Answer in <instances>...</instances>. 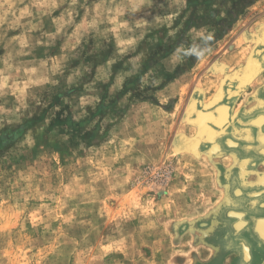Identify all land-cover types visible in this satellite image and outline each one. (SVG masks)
<instances>
[{"label":"rangeland","instance_id":"1","mask_svg":"<svg viewBox=\"0 0 264 264\" xmlns=\"http://www.w3.org/2000/svg\"><path fill=\"white\" fill-rule=\"evenodd\" d=\"M236 3L0 0V264L261 263L245 259V233L262 252L264 241L248 227L239 238L228 216L246 210L247 185L221 196L204 159L246 154L237 137L264 114L236 120L230 102L264 76V0L222 25ZM220 86L237 92L222 99L229 128L212 138L196 104L213 109ZM201 139L213 142L203 156Z\"/></svg>","mask_w":264,"mask_h":264},{"label":"crops","instance_id":"2","mask_svg":"<svg viewBox=\"0 0 264 264\" xmlns=\"http://www.w3.org/2000/svg\"><path fill=\"white\" fill-rule=\"evenodd\" d=\"M243 64L244 63H241L242 69H243ZM217 67L215 68L216 70H217ZM239 70H241V69H239ZM222 72H224V70ZM219 83H220V78L217 80L216 85H214V87H215L214 90L210 91V93H208V92L205 91L206 92L205 93L206 94V97L204 98L205 103H208V100L210 99V97H212L215 94V91L219 87ZM263 86H264V76H261L259 79H256L251 84H249V87L250 88H249L248 91L245 90L244 93L240 97L238 96L234 101H232V104L234 105V108L238 109L237 112H236L237 114H234L235 111H236V109L232 111V114L236 115L235 116L236 120L238 119V117L241 120L242 119H247V117L245 116V114H249V113L255 111V109H258V108L261 107V104L264 103V95L262 94V87ZM197 97H198V101L201 100V96L200 97L197 96ZM215 99L216 98H214L213 100H215ZM213 100H210L209 102H211ZM199 107H200V104L198 102L196 104V108H199ZM241 112H242L243 115L241 114ZM242 136H243V131L240 133V136L239 137H242ZM245 145H247V144H245ZM245 145L243 147L244 148V151L246 152L245 155H247V154L249 155L248 150L245 149ZM201 148L204 150L203 147H201ZM227 150L230 151V153H231L232 156H233V154H237L236 151H232V149L220 150V153L219 154H212V155L209 154L212 158H210L208 155H206V152L208 153V151H206V150H204L203 153L201 154L202 156L203 155H206L207 156V157L204 158L205 161H206V164L208 166H212V168H214V170H215L214 171L215 172L214 173V180H215V182L216 183L218 182L217 181V178H218V180H220L221 184H224L223 185V194L221 196L224 195L225 188H226V187H224L225 184H226V186L229 185L228 188L230 189V182H232L233 177H234V171H233L234 165H233V162H232L233 160H232L231 157H228V155H227L228 153H226ZM249 150H252L255 153H258V152L259 153H264V147L260 143L253 144L252 146H250V149ZM239 152L240 151H238V153ZM258 159L260 160L261 158H258ZM253 161L257 162V159H254ZM246 167H247V165H246ZM260 171L264 172V167L262 169H260ZM254 172L257 173V174H259V171L257 172V170L254 171ZM236 177L238 178L239 175L238 174H235V178ZM240 183H243V181L242 182H239L237 179H236V181H234V184H240ZM256 192H258V191H256ZM256 192H254V193H256ZM251 194L252 193L250 192L249 195H251ZM254 197H256L254 199L255 201H251V199H252V197H251V199L248 200V201H251V202L244 203V204H240V206L242 208H244V209L247 210L246 211V210H243L242 209L243 211H245V213H246L247 216L250 214V215H252V217H255V216H258V215H262V213H263L262 211H260V209L262 207H264V194L261 192L259 195H256ZM221 202H222V200H221ZM249 203H252L251 206H249ZM247 213H249V214H247ZM256 229H259V228H256ZM249 230H252V229H250L248 227L247 228V231L249 232ZM220 236L223 238V236H224V230L221 231ZM243 237L245 239V236H243ZM239 238H242V234L239 235ZM247 238L250 241V245L252 244L250 246V248H249V251H250L249 253H250V255L252 257L254 256V260L252 262V263H254L258 259L259 254L262 253V250H260L261 248H258V246H257V238L253 237L252 234H249V233H247L246 239ZM236 242L237 241H235L234 244ZM229 249H230V246H229ZM254 252H255V255H254Z\"/></svg>","mask_w":264,"mask_h":264},{"label":"flooded vegetation","instance_id":"3","mask_svg":"<svg viewBox=\"0 0 264 264\" xmlns=\"http://www.w3.org/2000/svg\"><path fill=\"white\" fill-rule=\"evenodd\" d=\"M262 74H264V71L262 72ZM250 87H248L246 89V91L249 90ZM262 94L264 95V86L262 87ZM252 99V98H251ZM235 100V99H234ZM230 102L232 103V100H230ZM256 112H260V111H264V103L261 104V107L258 108V109H255ZM255 111L249 113V114H245L246 117H252L255 115ZM240 113V112H239ZM242 114V112H241ZM243 115V114H242ZM264 134V127L260 128V129H256L254 126L250 125V126H247L245 128V130L243 131V136L242 137H237L239 139H241L242 142H245V144H250V146H252L253 144H256V143H259L260 142V137L261 135ZM209 140H206L205 139V142L202 144V147L204 148V150L208 151L210 153V150H209V147L212 146V143L211 142H208ZM228 153V157H231L232 158V162H233V165H234V168H233V171H234V177H233V180L232 182H230V189L228 190V194H230V192H232L234 190V181H236V179L239 181V182H244L247 186L243 187L242 186V189L244 190V195L242 198H245V199H242V204L244 203H248V202H251V201H255L254 199L256 197L255 193L256 191H262V193L264 194V172L260 171V169H262L264 167V153H255L253 152L252 150H249L248 149V153L249 155H245V154H239L237 151H236V156H232L230 151L226 152ZM261 158L260 160H257V162L253 165L252 162L254 159H257V158ZM243 162H245V165H247V169L245 170H242V164ZM236 166V167H235ZM257 170V172L259 171V174L255 173L253 170ZM235 174H238L239 177L235 178ZM226 186V184H225ZM226 192V191H225ZM252 193L250 197H252L251 201H248L246 199V196H248L247 194L249 193ZM232 194H234V192H232ZM234 196V195H233ZM227 200V193H226V197H225V200L223 201V204H225L224 202ZM221 206V209L224 210L227 208V205H223ZM232 204V203H231ZM252 203H249V206H251ZM232 207V206H231ZM260 211H262V215H264V207H262L260 209ZM254 219H252V217L249 219V223H248V227H250V229H254ZM211 224V222L209 223V225ZM225 228V225L222 223V222H219L218 223V226L216 227V230L214 232V234L216 233V236H220V232L221 230L223 231ZM226 229V228H225ZM245 236H247V232L245 233ZM220 239H221V246H222V249L224 251V248H223V243L226 242V240L224 238H222L220 236ZM241 244V242H240ZM239 242L237 241L236 244H233L230 246L231 249V252L234 251V252H237L240 257L242 255V244L240 245ZM233 248V249H232ZM235 248V249H234ZM259 248V247H258ZM261 250V249H260ZM261 254H263V257H264V252H262ZM242 258V257H241ZM254 260V258H253ZM260 264H264V258L263 260L261 261Z\"/></svg>","mask_w":264,"mask_h":264},{"label":"bare ground","instance_id":"4","mask_svg":"<svg viewBox=\"0 0 264 264\" xmlns=\"http://www.w3.org/2000/svg\"><path fill=\"white\" fill-rule=\"evenodd\" d=\"M262 40L264 39V36H262L261 38ZM250 57V56H249ZM254 55V57L252 56L251 60H256V58H259L257 59V62H260L262 61V59L264 58V55H260L258 57H256ZM249 59V58H248ZM248 62V61H247ZM256 62V61H255ZM248 64V63H247ZM225 67V66H224ZM251 72V71H250ZM253 74V73H252ZM247 76V75H246ZM225 76H223L220 80V85L222 83V80H224ZM251 78V76L248 77V79ZM234 80V78H231ZM244 80H247V77L244 78ZM245 81H242V83L244 84ZM246 84V83H245ZM221 90V86H220V89L219 91ZM218 91V94L221 95L220 96V102H218L213 109H204L202 110L201 112H199L200 110V107L199 109L197 110V114L198 115V118H197V121L198 123L200 124L201 127L204 128V130L210 135V137L214 138L215 135H218L219 132H221L222 130H224V128H229L230 126V118L232 120V117L231 114L229 113V107H228V104H226L225 102H222V99L226 96L227 98H231L233 96L234 93L237 92L234 91V92H227V95H224L222 97V93L220 94ZM202 92V91H201ZM217 93V92H216ZM204 95V92H202V95ZM215 96H218L217 94ZM214 96V97H215ZM213 97V99H214ZM222 97V98H221ZM216 98V97H215ZM205 106V105H202L201 108ZM190 115V114H189ZM256 118L258 119H252L250 120V125L252 126H255V128L257 129H260L264 126V114H259L256 116ZM255 120V121H254ZM199 126V127H200ZM260 126V127H259ZM217 133V134H216ZM217 137H215L216 139ZM235 138L232 137V136H228L226 138V144L232 148H235V145L237 146V144H235ZM260 144L263 145L264 147V134L261 135L260 137ZM204 140L201 139V142H203ZM205 142V141H204ZM215 143V142H214ZM198 144V142H197ZM213 144V142H212ZM197 147V145H195ZM262 148V147H261ZM245 149L248 150L250 149V144L248 145H245ZM201 149L199 148L198 149V152L200 151ZM243 192V190L241 188H236L235 190V193L236 195H241ZM262 191H258L256 192L255 194L256 195H259ZM242 199H245V198H242ZM228 216L232 217L233 218V221H234V230L233 232H237V231H245L246 228L248 227V223H249V218L248 216L246 215L245 211L243 210H238V209H230L228 211ZM251 218V217H250ZM252 219H254V229H252V232L258 237L260 238L262 241H264V215H258V216H255V217H252ZM256 228H259V229H256ZM239 232H237L236 234H238ZM245 248V246H243ZM243 248V249H244ZM247 249V248H246ZM244 256H245V259L248 260L250 258V253H249V250H245L244 252Z\"/></svg>","mask_w":264,"mask_h":264},{"label":"trees","instance_id":"5","mask_svg":"<svg viewBox=\"0 0 264 264\" xmlns=\"http://www.w3.org/2000/svg\"><path fill=\"white\" fill-rule=\"evenodd\" d=\"M255 0H237V3L235 4L234 7L230 8L228 10V15L222 19L221 24L226 25L228 23L235 22L239 14L242 13V11H239V8L241 6H250L253 4ZM225 30H223L224 32Z\"/></svg>","mask_w":264,"mask_h":264},{"label":"clouds","instance_id":"6","mask_svg":"<svg viewBox=\"0 0 264 264\" xmlns=\"http://www.w3.org/2000/svg\"><path fill=\"white\" fill-rule=\"evenodd\" d=\"M200 39L204 42V43H207V42H210L213 40V33L212 32H206V33H201L200 34ZM193 52L196 53L197 56L203 58L205 56L206 53L210 52L211 49L208 48V47H204L200 50H197V48H193L192 49Z\"/></svg>","mask_w":264,"mask_h":264}]
</instances>
